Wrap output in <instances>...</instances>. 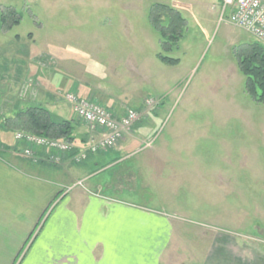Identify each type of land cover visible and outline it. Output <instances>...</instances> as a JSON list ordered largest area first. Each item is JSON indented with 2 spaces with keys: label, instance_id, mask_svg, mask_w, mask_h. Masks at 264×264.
Here are the masks:
<instances>
[{
  "label": "rangeland",
  "instance_id": "obj_1",
  "mask_svg": "<svg viewBox=\"0 0 264 264\" xmlns=\"http://www.w3.org/2000/svg\"><path fill=\"white\" fill-rule=\"evenodd\" d=\"M156 3L185 20L175 43L151 23ZM230 13L220 0H0V124L47 52V75L68 72L139 117L147 111L131 151L148 142L159 150L157 194L171 203L157 207L184 227L185 254L201 258L215 246L225 264H264V103L246 92L235 55L256 39ZM53 86L42 91L63 102L66 90Z\"/></svg>",
  "mask_w": 264,
  "mask_h": 264
},
{
  "label": "crops",
  "instance_id": "obj_2",
  "mask_svg": "<svg viewBox=\"0 0 264 264\" xmlns=\"http://www.w3.org/2000/svg\"><path fill=\"white\" fill-rule=\"evenodd\" d=\"M41 55L30 61L35 71L26 77L29 83L21 84L11 117L32 103L73 119L72 144L80 148L102 136L101 129L76 117L65 100L54 103L47 98L42 91L46 83L54 84L55 92L63 87L104 107L112 105L109 111L116 116L129 107L87 79L68 72L47 75L49 54ZM56 75L64 79L56 80ZM65 108L66 117L61 115ZM146 112L115 146L89 153L80 162L67 156L58 164L24 156V143L14 139L17 130L0 124V264H225L214 256L215 246L201 258L185 254L184 227L178 226L172 210L157 207L158 202L168 207L171 203L157 194L163 180L157 178L159 150L148 142L137 153L136 148L131 151L139 139L133 127L148 118ZM144 150L142 158L134 159ZM132 159L135 164H128ZM79 180L81 185L65 192Z\"/></svg>",
  "mask_w": 264,
  "mask_h": 264
},
{
  "label": "built area",
  "instance_id": "obj_3",
  "mask_svg": "<svg viewBox=\"0 0 264 264\" xmlns=\"http://www.w3.org/2000/svg\"><path fill=\"white\" fill-rule=\"evenodd\" d=\"M220 3L221 13L230 8L229 21L232 24L251 34L256 41L264 45V0H220ZM64 98L71 105L76 117L92 128L101 129L102 136L75 148L71 142L65 140L16 131L14 139L24 143L23 155L33 162L44 157L47 161L58 164L67 156L75 162H80L89 153L95 154L115 146L139 118V113L133 108L128 107L123 114L116 116L106 107L74 92H67ZM152 102L153 100H146L147 104ZM81 184L82 180H79L65 187V192Z\"/></svg>",
  "mask_w": 264,
  "mask_h": 264
},
{
  "label": "trees",
  "instance_id": "obj_4",
  "mask_svg": "<svg viewBox=\"0 0 264 264\" xmlns=\"http://www.w3.org/2000/svg\"><path fill=\"white\" fill-rule=\"evenodd\" d=\"M16 16L14 11L9 12ZM7 15L2 14V22H6ZM15 17L13 22H18ZM152 25L167 39V43H175L181 36L184 18L174 8L161 3L152 6L150 12ZM164 43V44H167ZM238 66L245 76V90L256 101L264 103V45L256 40H251L241 45L235 52ZM162 60H174L162 57ZM3 126L12 130L29 132L58 140L74 142V120L60 118L52 114L47 108L27 104L19 109L10 118L4 120Z\"/></svg>",
  "mask_w": 264,
  "mask_h": 264
}]
</instances>
